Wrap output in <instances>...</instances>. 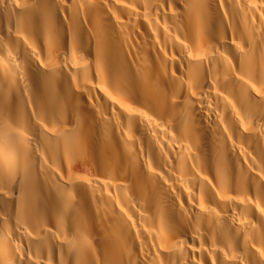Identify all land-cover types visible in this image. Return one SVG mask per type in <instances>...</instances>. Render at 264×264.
I'll return each mask as SVG.
<instances>
[{
    "label": "bare ground",
    "instance_id": "1",
    "mask_svg": "<svg viewBox=\"0 0 264 264\" xmlns=\"http://www.w3.org/2000/svg\"><path fill=\"white\" fill-rule=\"evenodd\" d=\"M0 264H264V0H0Z\"/></svg>",
    "mask_w": 264,
    "mask_h": 264
}]
</instances>
